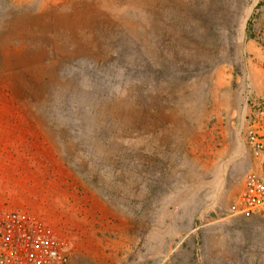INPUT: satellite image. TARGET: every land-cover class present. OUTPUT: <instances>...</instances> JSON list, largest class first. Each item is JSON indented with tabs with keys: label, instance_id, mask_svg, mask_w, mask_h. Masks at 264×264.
Segmentation results:
<instances>
[{
	"label": "rangeland",
	"instance_id": "1",
	"mask_svg": "<svg viewBox=\"0 0 264 264\" xmlns=\"http://www.w3.org/2000/svg\"><path fill=\"white\" fill-rule=\"evenodd\" d=\"M263 85L264 0H0V207L64 264H264Z\"/></svg>",
	"mask_w": 264,
	"mask_h": 264
},
{
	"label": "built area",
	"instance_id": "2",
	"mask_svg": "<svg viewBox=\"0 0 264 264\" xmlns=\"http://www.w3.org/2000/svg\"><path fill=\"white\" fill-rule=\"evenodd\" d=\"M245 146L252 166L233 201V213L264 214V85L247 118ZM69 251L49 226L27 210L0 207V264H64Z\"/></svg>",
	"mask_w": 264,
	"mask_h": 264
}]
</instances>
